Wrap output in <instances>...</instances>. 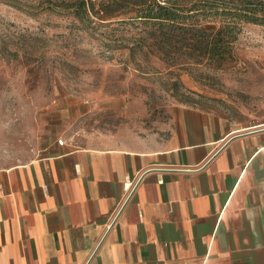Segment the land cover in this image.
I'll return each mask as SVG.
<instances>
[{
	"label": "crops",
	"instance_id": "crops-1",
	"mask_svg": "<svg viewBox=\"0 0 264 264\" xmlns=\"http://www.w3.org/2000/svg\"><path fill=\"white\" fill-rule=\"evenodd\" d=\"M171 121L0 166V264H264V122Z\"/></svg>",
	"mask_w": 264,
	"mask_h": 264
},
{
	"label": "rangeland",
	"instance_id": "rangeland-1",
	"mask_svg": "<svg viewBox=\"0 0 264 264\" xmlns=\"http://www.w3.org/2000/svg\"><path fill=\"white\" fill-rule=\"evenodd\" d=\"M79 2L0 0V166L38 156L50 138L81 146L160 135L181 107L264 122L263 25L242 24L220 66L188 71L139 45L145 27L129 3Z\"/></svg>",
	"mask_w": 264,
	"mask_h": 264
},
{
	"label": "trees",
	"instance_id": "trees-1",
	"mask_svg": "<svg viewBox=\"0 0 264 264\" xmlns=\"http://www.w3.org/2000/svg\"><path fill=\"white\" fill-rule=\"evenodd\" d=\"M120 1L130 4L145 27L139 45L152 47L162 63L188 71L196 65L214 68L231 57L242 24L264 26V0ZM79 4L84 10L85 0Z\"/></svg>",
	"mask_w": 264,
	"mask_h": 264
},
{
	"label": "built area",
	"instance_id": "built-area-1",
	"mask_svg": "<svg viewBox=\"0 0 264 264\" xmlns=\"http://www.w3.org/2000/svg\"><path fill=\"white\" fill-rule=\"evenodd\" d=\"M57 143L58 144H62L63 143V140L60 138V139H57Z\"/></svg>",
	"mask_w": 264,
	"mask_h": 264
}]
</instances>
